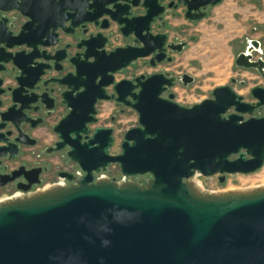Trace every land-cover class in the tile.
Segmentation results:
<instances>
[{
  "label": "water",
  "instance_id": "obj_1",
  "mask_svg": "<svg viewBox=\"0 0 264 264\" xmlns=\"http://www.w3.org/2000/svg\"><path fill=\"white\" fill-rule=\"evenodd\" d=\"M220 1L0 0V187L21 190L0 199V264H264V185H194L199 175L218 174L223 183L226 173L261 168L264 86L250 89L252 101L230 84L217 86L186 106L171 88L193 82L187 73L114 77L140 58L156 66L184 49L186 41L153 33L166 14L181 7L197 21ZM263 51L251 39L234 63L264 77ZM102 100L138 115L115 155L113 129L89 127ZM60 106L67 111L51 125L58 140L45 153L65 151L83 173L64 171L72 182L32 189L46 168L7 171L8 162L36 143L25 126L45 124ZM110 164L126 176L150 177H94Z\"/></svg>",
  "mask_w": 264,
  "mask_h": 264
},
{
  "label": "rangeland",
  "instance_id": "obj_2",
  "mask_svg": "<svg viewBox=\"0 0 264 264\" xmlns=\"http://www.w3.org/2000/svg\"><path fill=\"white\" fill-rule=\"evenodd\" d=\"M166 3L168 0H163ZM211 7L206 8V15ZM184 9L179 8L176 14H170L171 23L166 22L163 28H159L158 24L152 26L153 33L164 31L169 36V41L179 42L186 41V46L180 52H171L172 60L170 62H162L156 66H151L147 63V58H140L128 67L115 73V81L124 78H131L139 74H152L159 71H170L175 76H181L187 73L194 77L193 82L183 85L181 81H176L171 88L174 94V100L182 105H192L205 98L211 96L212 90L221 85L230 84L233 89L246 101H252L250 89L253 86H264V77L257 74L253 69H244L237 67L234 63L239 46H233L232 40L227 39V34L222 31L221 27H210L206 25L203 18L193 20L184 17ZM165 18V16H164ZM185 21H184V20ZM166 20V19H165ZM184 21V22H180ZM157 23H160L159 21ZM193 37V39L191 38ZM124 40H117L113 45H123ZM264 52V51H263ZM254 57L258 54L253 53ZM232 78L236 81L232 82ZM109 93L114 92L113 87L108 88ZM167 96V93L163 94ZM97 122L95 126H110L113 128V143L109 149L110 154L115 155L121 151V143L123 134L126 129L138 125L137 112L123 104L116 105L113 100L98 101ZM116 115L115 120H110V115ZM256 116H261L263 110L256 111ZM52 123L49 121L47 126L50 128ZM51 141H41V146L49 144ZM37 162L40 159H36ZM34 159L28 160L29 164H34ZM51 165V168L63 167V153L46 157L44 160ZM43 161V162H44ZM69 167V166H68ZM112 173L117 180L121 178V171L118 164L111 165ZM77 172V171H76ZM150 174L129 176L128 179L136 180L144 183ZM223 183L218 181V174L213 176H198L201 186L206 191H223L230 189H244L255 187L264 183V163L258 170L242 174V173H226ZM50 185L46 183L43 187ZM3 198H6L3 195Z\"/></svg>",
  "mask_w": 264,
  "mask_h": 264
},
{
  "label": "flooded vegetation",
  "instance_id": "obj_3",
  "mask_svg": "<svg viewBox=\"0 0 264 264\" xmlns=\"http://www.w3.org/2000/svg\"><path fill=\"white\" fill-rule=\"evenodd\" d=\"M107 92L109 93L108 88H107ZM111 93H113V92H111ZM115 104L119 105L120 103L115 102ZM66 111H67V109L64 106H60L57 112H55L52 116L47 117L45 124H39L34 128H30L28 125H26L24 130L27 133H29L31 137L36 139V143H34L33 145H30V146L29 145H22L20 147L18 155L14 159H12L11 161L8 162L7 171L17 170L20 166H24L25 169H29L32 167L46 168L45 170L42 169V171L40 172L39 178L41 180V183L37 184V185H33L32 189L41 188L44 185H46V183L52 184V183H70V182H72L71 180H68L67 178H65L64 176H62L60 174L64 171L70 172L75 176H77L76 171H79V175H81L83 173L81 168L76 163L71 161L65 155V151H55V152H51L50 154L45 153V150L49 147L54 146V143L58 140L57 134L52 131L51 127L49 128L47 126V123L50 121L52 124H54L59 118H61L66 113ZM96 117H97V113H96ZM115 117H116V115L111 114L110 120L114 121ZM96 122L89 125V127L92 128V125L96 124ZM95 127H97V126H95ZM107 127H110V126H107ZM85 136L86 135L83 134L81 141L87 140V138ZM47 140H50L51 142L42 147L41 141H47ZM59 153H63L64 166L63 167H57L56 169L55 168L53 169V168H51V165H49L48 162H45L44 160L46 159V157L58 155ZM37 158L40 159L38 162L36 160ZM30 159L36 160L34 162V164L28 163V160H30ZM93 174H94L95 178L100 177V176H108L111 179L117 180L116 176L112 173L111 164L109 166H107L106 169L100 170L99 172H93ZM20 192H21V190L17 189L14 184L9 183L5 186L0 187V199L3 197V195L8 197V196L14 195L16 193H20Z\"/></svg>",
  "mask_w": 264,
  "mask_h": 264
},
{
  "label": "crops",
  "instance_id": "obj_4",
  "mask_svg": "<svg viewBox=\"0 0 264 264\" xmlns=\"http://www.w3.org/2000/svg\"><path fill=\"white\" fill-rule=\"evenodd\" d=\"M209 7L204 22L210 27H221L233 46H239L237 51H243L251 39L259 40L264 49V0H221ZM170 14L165 15L168 24Z\"/></svg>",
  "mask_w": 264,
  "mask_h": 264
},
{
  "label": "bare ground",
  "instance_id": "obj_5",
  "mask_svg": "<svg viewBox=\"0 0 264 264\" xmlns=\"http://www.w3.org/2000/svg\"><path fill=\"white\" fill-rule=\"evenodd\" d=\"M194 185L199 189V190H201V191H203L204 189L202 188V186H201V183H200V181L198 180V178L196 179V180H194ZM262 185H264V183L262 184ZM260 186V185H259ZM256 187V186H255ZM249 188H251V187H249ZM241 189V188H240ZM230 190H235V189H230ZM205 191V190H204ZM226 191H228V189H226Z\"/></svg>",
  "mask_w": 264,
  "mask_h": 264
},
{
  "label": "built area",
  "instance_id": "obj_6",
  "mask_svg": "<svg viewBox=\"0 0 264 264\" xmlns=\"http://www.w3.org/2000/svg\"><path fill=\"white\" fill-rule=\"evenodd\" d=\"M109 87H110V86H109ZM109 87H108V88H109ZM111 165H112V164H111ZM76 175H77V176L79 175V171L76 172ZM128 177H129V176L123 175V174L121 173V178H120V180H128Z\"/></svg>",
  "mask_w": 264,
  "mask_h": 264
}]
</instances>
